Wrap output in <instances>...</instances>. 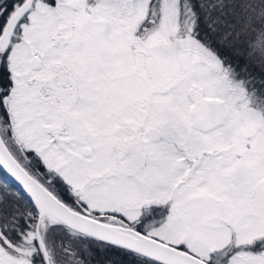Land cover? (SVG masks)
<instances>
[{"label": "snow or ice", "instance_id": "6c2138e0", "mask_svg": "<svg viewBox=\"0 0 264 264\" xmlns=\"http://www.w3.org/2000/svg\"><path fill=\"white\" fill-rule=\"evenodd\" d=\"M0 264H264V0H0Z\"/></svg>", "mask_w": 264, "mask_h": 264}]
</instances>
